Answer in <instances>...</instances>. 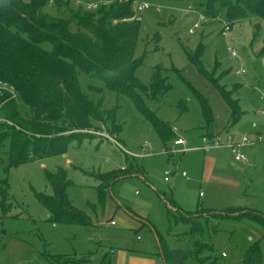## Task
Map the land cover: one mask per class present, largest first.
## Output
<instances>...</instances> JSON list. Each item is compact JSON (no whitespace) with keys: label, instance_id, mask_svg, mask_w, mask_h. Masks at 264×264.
I'll use <instances>...</instances> for the list:
<instances>
[{"label":"rangeland","instance_id":"374dc122","mask_svg":"<svg viewBox=\"0 0 264 264\" xmlns=\"http://www.w3.org/2000/svg\"><path fill=\"white\" fill-rule=\"evenodd\" d=\"M70 1L76 7L78 2L97 0ZM136 2H146L149 7L139 15L140 32L134 56L144 60L135 75L149 90L155 70L161 69L171 87L157 98L137 88L134 98H142L147 111L158 115L171 128L175 126L194 150L172 153V143L161 140L157 125L139 110L133 96L118 95L103 88L99 81L94 83L104 90V107L116 110V122L121 126L116 137L129 155L95 133L107 132L105 129H91L94 136L73 139L66 153L13 166L8 155L10 139L3 138L4 130L0 128V180L7 182L9 201L7 213L0 209V229H4L0 233V264H79L73 261L88 257L94 262L106 251L123 248L144 252L138 264H153V258L165 264L161 245L173 250L188 248L190 242L184 235L190 225L187 220L168 215L169 204L164 196H172L183 210L193 212L239 207L264 213V18L246 10L243 17L228 20L225 10L214 3L218 12L214 17L208 15L214 19L190 33L199 16L206 15L208 0ZM64 8L60 11L66 15ZM46 11L59 12L50 5ZM225 21L232 27L226 36L221 32ZM200 45V64H196L189 53L195 56ZM229 46L235 49L237 57H231ZM240 65L244 72L237 75ZM79 81L84 93L98 97L89 91L86 74L80 72ZM219 89L232 92L242 111L237 122L231 121V110ZM198 96L208 100L213 122H204ZM224 133H229L232 143L240 142L244 136L253 141L240 149L246 161L235 160L225 145L208 151L201 149L205 137ZM258 137L261 139L257 140ZM144 143L153 147L152 155L139 158L144 155ZM213 153L221 158L225 169L220 177L213 176L218 184L209 185L201 176L204 158ZM132 155L138 156L136 162L143 166L146 178L125 170L133 163ZM60 167L72 182L67 189L70 200L92 224L48 219V211L37 194H53L46 172ZM111 173L122 178L111 186L108 181L104 183L109 187L100 201L97 186L105 180L101 175ZM205 237L215 249L217 264H243L244 250L256 240L264 257V227L256 218L228 217L221 222L212 218ZM68 259L72 262H64Z\"/></svg>","mask_w":264,"mask_h":264},{"label":"trees","instance_id":"16d2710c","mask_svg":"<svg viewBox=\"0 0 264 264\" xmlns=\"http://www.w3.org/2000/svg\"><path fill=\"white\" fill-rule=\"evenodd\" d=\"M134 1L97 0L92 2L96 3V8L88 9L85 4L73 7L70 0H53L51 5L49 0H0V118L5 120L0 122V128L4 130L3 138L10 139L11 165L66 153L73 139L94 136L91 129H105L116 137L121 126L116 122V110L104 107L103 88L133 98L137 88L149 91L153 98L169 90L171 86L161 75V69L155 70L149 90L135 75L144 57L134 56L140 32ZM214 3L225 10L228 20L243 17L246 10L264 18V0H208L206 15L210 19L218 12L214 10ZM49 5L57 7L59 12L46 11ZM62 6L66 15L60 11ZM201 47L195 56L189 53L196 64H200L197 57ZM80 72L89 78V91L98 97H90L82 91ZM96 81L103 84V88L96 86ZM219 90L231 110V121L237 122L242 111L232 98V92ZM198 97L204 122H213L208 100ZM134 99L139 110L157 125L164 143L174 137L166 122L146 110L142 98ZM141 170L142 166L134 157L127 171L141 173ZM101 178L111 185L117 176L111 173ZM46 180L53 187V194L39 193L37 196L48 211V219L87 225V216L68 196L67 189L72 182L66 177L64 168L46 172ZM106 188L100 189L102 199ZM7 190V182L0 180V209L4 213L9 204ZM165 200L169 204L168 215L187 220L190 225L184 235L190 242L188 248L173 250L161 245L165 264H217L215 249L205 237L207 223L212 218L221 222L228 217L248 216L259 220L264 227V213L256 210L225 207L193 212L183 210L171 197ZM1 232L4 229H0ZM68 261L72 262L70 259L64 262ZM73 262L91 263L88 257ZM242 262L264 264L259 240L244 250ZM98 264H111L108 254Z\"/></svg>","mask_w":264,"mask_h":264},{"label":"built area","instance_id":"2783aa9c","mask_svg":"<svg viewBox=\"0 0 264 264\" xmlns=\"http://www.w3.org/2000/svg\"><path fill=\"white\" fill-rule=\"evenodd\" d=\"M52 3H53V0H49V4L51 5ZM137 3L138 2H136L135 5H134V11H135V18L139 19L140 13L144 9L148 8L149 5L146 2L142 3V4H139V5H137ZM77 4L78 5L85 4V6L88 9L96 8V3H92V2H90V3L78 2ZM191 9H192L191 6H189L188 10H191ZM213 19L208 18L207 15H200L198 20L194 23L193 28L189 32L193 33L194 29L200 27L201 24L203 25L206 22H208L209 20H213ZM230 30H231L230 23L228 21H225L223 23L221 32L226 36ZM227 50H228V52H229V54L231 55L232 58L237 57V53H236L235 49H233L231 46H229ZM243 72H244V67H243V65H240L239 69L236 70V74L237 75H242ZM2 121H5V120L0 118V122H2ZM172 129L175 132H179V130L175 126ZM90 132L94 134V132H92V131H90ZM95 133L100 134V136L102 135L103 137H106V138L110 139L114 143V145H116L119 149H121L122 151H124L128 155L130 154L129 151L124 148L123 144H121L117 140V138L115 136H111L105 131H103V132H95ZM260 139H261V137L257 138V140H260ZM225 140L228 141V147L230 148L231 153H232V155H233L235 160H237V161H246L247 160V157L245 155H243V153H241V150H240L242 146L253 143V141H251L247 136H244L241 139L240 142H235V143L231 142L232 139H231V137H230V135L228 133L218 134V135H215V136L214 135L207 136V137L204 138V144H203L201 149H203L205 151H208V150H210L213 147H217V148L222 147V146L225 145L224 144ZM143 146H145L150 151L153 150V147L150 144H148V143H144ZM190 150H192V148L188 147L187 142L181 136H179V137H177L176 139L173 140L172 146L170 148V151L172 153H174L176 151L185 153V152H188ZM132 156L133 157H138V156H135V155H132ZM143 156H141V157H143ZM165 174L169 175L168 171H166ZM185 174L186 173L183 172V175H185ZM165 179L169 180L168 177H166Z\"/></svg>","mask_w":264,"mask_h":264},{"label":"crops","instance_id":"0c3cea01","mask_svg":"<svg viewBox=\"0 0 264 264\" xmlns=\"http://www.w3.org/2000/svg\"><path fill=\"white\" fill-rule=\"evenodd\" d=\"M170 127V126H169ZM171 128V127H170ZM173 130V129H172ZM173 132H174V137L173 138H171L169 141L171 142V143H173V140H174V138H175V136H177V137H179L180 136V134H179V132H175L174 130H173ZM229 134V133H228ZM92 137V136H91ZM231 137V136H230ZM102 140H106V141H109V142H111L112 144H114L110 139H105V138H103V137H100ZM117 138V140L119 141V139H118V137H116ZM176 139V138H175ZM232 139V138H231ZM120 142V141H119ZM225 142V146L226 147H228V141H224ZM232 142V141H231ZM121 143V142H120ZM122 144V143H121ZM166 144V143H165ZM187 145H188V143H187ZM146 147L145 146H143V144H142V154H144V156L146 157V156H151L152 155V153H151V151L149 150V149H145ZM229 148V147H228ZM194 149H192V150H190V151H188V152H191V151H193ZM196 150V149H195ZM205 151V150H204ZM230 152H231V150H230ZM185 153H187V152H185ZM126 155H128L127 153H125ZM232 154V153H231ZM143 156V157H144ZM143 157H139V158H143ZM131 164H132V162H131ZM203 169H202V176H201V178L203 179V180H205V181H208V183H209V185H215V184H218V182L216 181V180H214L213 179V176L214 177H216L217 178V176H219V175H221V172L225 169V164L223 163V161L221 160V158L217 155V153H213L211 156H206L205 158H204V160H203ZM125 170H127V169H125ZM124 170V171H125ZM213 171L216 173V174H213L212 175V173H213ZM166 172V171H165ZM130 173H132L133 175H143V166H142V170H141V173H135V172H129V174ZM128 174V175H129ZM132 174H130V175H132ZM127 175V176H128ZM182 175H183V172H182ZM116 176H117V178L115 179V180H117L118 178H122L121 177V175L120 174H116ZM144 177H145V175H143ZM125 177V176H124ZM220 177V176H219ZM146 178V177H145ZM166 178V177H165ZM194 178H195V176H194ZM114 180V181H115ZM166 180V179H165ZM170 180V179H169ZM169 180H166V181H169ZM189 181H193V178L191 179V180H189ZM204 181V182H205ZM101 184H99L97 187H100L99 188V190L100 189H102L103 187L104 188H106L107 186H108V184H105V186H103L104 185V182H100ZM111 186V185H110ZM109 187V186H108ZM166 196H167V194H165ZM100 197V196H99ZM105 197V196H104ZM104 197H103V199L101 198L100 199V201L102 200H104ZM168 197V196H167ZM171 198H172V196H171ZM164 199H165V197H164ZM166 201V200H165ZM174 201H176V200H174ZM72 202V201H71ZM176 203L178 204V202L176 201ZM180 204V203H179ZM74 205V204H73ZM75 206V205H74ZM79 209V208H78ZM185 210V209H184ZM142 218H144V219H146L148 222H149V220L147 219V218H145V217H142ZM88 219V218H87ZM88 221H89V223L87 224V225H89V224H92V222H91V220H90V218L88 219ZM84 226H86V225H84ZM140 249L139 250H143L145 247H139ZM123 249H126V250H123ZM123 249H121V250H118L117 252H113V250L111 249V250H109V251H106V252H104L103 253V255H102V257L104 256V255H107L108 254V256H109V259H110V261H111V264H138L139 263V260L141 259V255L144 253V252H137L136 250H134V249H129V248H123ZM102 258H100V259H98V260H94V262L92 261V258H89V261H91V263L90 264H98L99 262H100V260H101ZM97 261V262H96ZM153 264H159V263H157L156 262V259H154L153 258V260L151 261ZM89 264V263H88Z\"/></svg>","mask_w":264,"mask_h":264},{"label":"water","instance_id":"95a60500","mask_svg":"<svg viewBox=\"0 0 264 264\" xmlns=\"http://www.w3.org/2000/svg\"><path fill=\"white\" fill-rule=\"evenodd\" d=\"M164 263H165V261H164Z\"/></svg>","mask_w":264,"mask_h":264}]
</instances>
